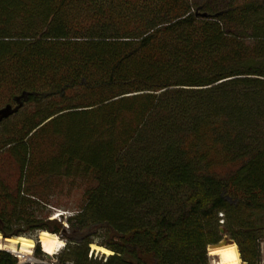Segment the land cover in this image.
<instances>
[{"label":"trees","instance_id":"obj_1","mask_svg":"<svg viewBox=\"0 0 264 264\" xmlns=\"http://www.w3.org/2000/svg\"><path fill=\"white\" fill-rule=\"evenodd\" d=\"M69 93L77 103L57 106ZM23 94L0 123L5 237L64 234L35 213L32 182L80 178L85 202L65 222L108 229L100 245L115 254L98 264H208L220 213L229 230L247 228L241 254L256 264L264 141L244 138L264 122V0H0V108ZM155 188L186 194L136 218V199ZM92 243L60 264H93ZM0 264L19 260L0 249Z\"/></svg>","mask_w":264,"mask_h":264},{"label":"rangeland","instance_id":"obj_2","mask_svg":"<svg viewBox=\"0 0 264 264\" xmlns=\"http://www.w3.org/2000/svg\"><path fill=\"white\" fill-rule=\"evenodd\" d=\"M194 2L198 3H204L205 1L209 2L210 0H193ZM224 1V0H220ZM225 1H232V0H225ZM242 1V0H238ZM243 87H239V91L242 92ZM242 90V91H241ZM54 102L57 104V106L61 107L63 105H71L74 103H77L75 99H77V96L75 93H69V96L65 98V101H62L61 98L55 97ZM13 102V101H11ZM48 101L44 102L43 105H46ZM7 104L6 102H3L1 106H4ZM15 103H13V106ZM34 104H26L24 107V111L27 113L29 110L34 109ZM22 110V111H23ZM12 118V117H11ZM263 124H257L255 126L253 125H247L246 134H245V142L246 143H252V142H262L264 141V122ZM9 127V126H7ZM3 125H0V144L6 140L7 135H5L6 128ZM256 129V131H253V129ZM244 130V129H243ZM257 142V143H258ZM256 143V144H257ZM244 144V143H243ZM34 185V190L41 196H39V199L37 200V203L34 204L32 207L35 209V213L41 217H49L50 219H56L58 222H62L65 227L64 234H57L59 238H61L64 241V246L62 249L57 251L55 254H48L43 251L42 247L40 246V253H37L36 246H37V237L39 230H25L23 226H20L19 224H15L13 226V230H25L26 231V237L32 238L36 245L31 250V253L28 256H25L24 258L19 257L15 253H12L17 259L19 260V264L23 263H39L40 261L43 262H50V263H56L60 264L63 260L67 259L69 250L68 247H75L78 245L81 241L91 240L93 241L92 244H96L101 246L100 244L106 243L109 241L111 237V233L108 231V229L101 225H92L89 224L88 221L84 224L78 223L75 220L73 223H67L65 222L66 218L76 214L81 207L83 206V203L85 202L84 198V190L86 189V182L80 178L78 179H60L58 176H52L48 180H40L36 182H32V186ZM163 191V190H161ZM164 191L165 193L159 194V190L151 189L149 193H145L144 195H141L136 199L134 209V215L136 218L143 219V220H149L155 217L158 210H160L161 206H169L173 210L176 209L175 202L183 197V194H186V190H177L171 192ZM168 192V194H166ZM161 207V208H159ZM249 212H246L245 215L239 212L236 216L238 218H243L244 220L249 218ZM220 220L219 222L224 225L221 226V228L224 229V233L221 232L218 234V242L227 239L230 244H236L238 246L241 260L243 261L242 254H241V247L244 249L245 252L249 251V244L248 240L245 239V237L248 234V230L246 227H241L239 225H233L232 230H229L227 226H225L226 222L225 216L221 213L219 214ZM254 219V216L251 217ZM257 224L261 223L262 227L257 228L255 235V245L258 249V260L255 261L256 264H264V217H262L261 220L256 221ZM50 232V231H49ZM1 233V232H0ZM56 234V233H55ZM64 235V237H62ZM1 236H4L1 233ZM23 236V235H20ZM17 237V236H13ZM252 237H254L252 235ZM2 239H4L2 237ZM6 240V239H4ZM217 242V243H218ZM92 244H90V253L89 258H92L94 261L93 264H98V262H105L106 259L114 255L115 252L107 255L102 252L94 251L92 248ZM104 247V246H103ZM209 246L207 248V261L208 264H216L217 257L212 256L209 254ZM8 251V250H7ZM10 252V251H9ZM244 262V261H243ZM68 264H71L70 262H67ZM248 264L247 262H245Z\"/></svg>","mask_w":264,"mask_h":264},{"label":"bare ground","instance_id":"obj_3","mask_svg":"<svg viewBox=\"0 0 264 264\" xmlns=\"http://www.w3.org/2000/svg\"><path fill=\"white\" fill-rule=\"evenodd\" d=\"M37 238L43 251L48 254H55L64 246V241L57 234L46 230L39 232ZM35 245L36 242L32 238L24 235L4 240L0 233V249L8 250L21 258L28 256ZM92 248L94 251L107 255L113 253L112 250L96 244H92ZM209 249V254L218 258L216 264H246L241 260L240 252L236 244L229 243L220 247H209Z\"/></svg>","mask_w":264,"mask_h":264},{"label":"water","instance_id":"obj_4","mask_svg":"<svg viewBox=\"0 0 264 264\" xmlns=\"http://www.w3.org/2000/svg\"><path fill=\"white\" fill-rule=\"evenodd\" d=\"M24 95L25 94L16 97V104L14 106H13V104H7L4 107L0 108V123L3 120L9 118L10 116L14 115L15 113H17L19 111V109L23 105V101H21V98ZM220 232L223 234L224 233V229L220 228ZM2 237L4 239L11 238V237H5V236H2ZM227 244H229L228 240L227 239H223V240L219 241L218 243L209 245V247H220V246H224V245H227Z\"/></svg>","mask_w":264,"mask_h":264},{"label":"built area","instance_id":"obj_5","mask_svg":"<svg viewBox=\"0 0 264 264\" xmlns=\"http://www.w3.org/2000/svg\"><path fill=\"white\" fill-rule=\"evenodd\" d=\"M39 263H46V262L40 261Z\"/></svg>","mask_w":264,"mask_h":264}]
</instances>
